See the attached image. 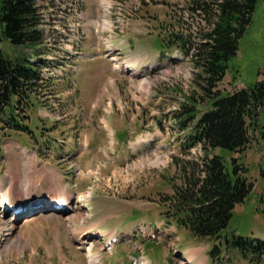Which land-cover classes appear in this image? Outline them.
<instances>
[{
	"label": "rangeland",
	"instance_id": "374dc122",
	"mask_svg": "<svg viewBox=\"0 0 264 264\" xmlns=\"http://www.w3.org/2000/svg\"><path fill=\"white\" fill-rule=\"evenodd\" d=\"M116 1L130 5L127 21L100 34L101 0H38L42 81L32 96L37 105L29 114L32 134L19 136L31 151L0 131V185L18 202L42 203L14 219L0 210V264H90L87 244L100 255L97 264H215L210 241L167 222L172 186L181 184L176 164L201 157L199 147L184 146L188 133L178 130L173 116L182 95L198 88L193 48L207 29L206 16L186 6L189 0ZM172 33L185 46L165 54L158 38L167 43ZM106 37L114 49L108 50L101 39ZM0 48L18 52L2 42ZM263 56L264 1L237 54L240 82L228 75L218 88H242L241 81H249L243 80L246 70L251 80H260ZM126 62L137 74L121 70ZM243 154L253 191L234 213L249 218L253 237L264 240V221L255 210L262 151L252 143ZM57 178L74 203L70 213H55L48 205L56 198ZM99 230L104 236L98 237ZM79 231L86 245L73 236ZM107 233L122 238L111 250L108 237L102 238ZM224 255L218 263L249 264Z\"/></svg>",
	"mask_w": 264,
	"mask_h": 264
},
{
	"label": "trees",
	"instance_id": "16d2710c",
	"mask_svg": "<svg viewBox=\"0 0 264 264\" xmlns=\"http://www.w3.org/2000/svg\"><path fill=\"white\" fill-rule=\"evenodd\" d=\"M263 1L189 0L186 5L206 16L207 29L193 48L201 76L198 88L182 95L173 122L188 133L184 146H198L201 157L176 164L181 184L172 186L168 198V220L192 237L210 241V256L236 254L252 264L263 259L264 240L253 237L250 219H237L234 208L246 205L253 191L252 169L243 162V153L254 143L262 151L257 211L264 221V56L260 80H251L246 70L243 80L249 81H241L240 89L226 92L218 83L228 75L240 82L237 54ZM178 39L184 48L180 37L169 44L160 40V47L170 49ZM0 42L18 49L9 53L0 48V131L6 136L32 134L28 120L37 106L32 96L42 81L44 43L38 0H0Z\"/></svg>",
	"mask_w": 264,
	"mask_h": 264
},
{
	"label": "bare ground",
	"instance_id": "6f19581e",
	"mask_svg": "<svg viewBox=\"0 0 264 264\" xmlns=\"http://www.w3.org/2000/svg\"><path fill=\"white\" fill-rule=\"evenodd\" d=\"M126 69H128V70H131L132 72H133V74H135V73H137L136 72V70H135V68L134 67H132V66H129V65H126ZM55 175V174H54ZM55 177V176H54ZM56 178V177H55ZM54 178V179H55ZM52 184V183H51ZM53 185V184H52ZM54 190H56L57 189V193H56V195H54V197H56V199H52L53 201H55V202H60V205H63V206H65V205H67L68 206V210H69V213H70V211L72 210V207H73V205H74V203L72 202V199L70 198V196H69V194L67 193V190L68 189H65V187L61 184V181H60V179H56L55 180V182H54ZM24 192H25V195H26V193H29V191H26V190H24ZM12 193H9L7 196H4L3 195V199H0V203H2L3 202V204L4 203H11V202H14L13 200V195H11ZM80 200V199H79ZM52 201V202H53ZM84 206H86V207H88L89 206V204H83ZM1 208H3V206H1ZM62 214V213H61ZM64 215H67L66 216V219L69 217V215L68 214H64ZM65 217V216H64ZM83 223V222H82ZM73 225V224H72ZM104 232V231H103ZM80 232H77V233H74L73 234V236H77L78 234H79ZM105 233H106V231H105ZM83 234H85V233H83ZM83 234H82V236H83ZM108 234H106V236H107ZM98 236H104V233H99V235ZM105 236V237H106ZM112 237H114V236H112ZM76 240H77V242L78 243H80L81 245L83 244V245H86V239L83 241V238L81 237V235H79V236H77V238H76ZM88 240V239H87ZM82 245V246H83ZM87 250H86V249ZM91 246L90 245H88L87 244V246L86 247H84V250H85V252H87V256H88V258H89V262H93L94 264L95 263H97L98 262V259H99V257H100V255H98V253H96V252H92L91 251ZM196 264H197V262H196Z\"/></svg>",
	"mask_w": 264,
	"mask_h": 264
}]
</instances>
